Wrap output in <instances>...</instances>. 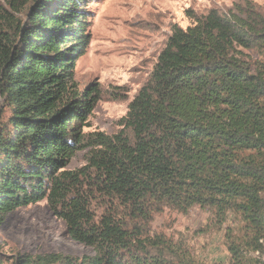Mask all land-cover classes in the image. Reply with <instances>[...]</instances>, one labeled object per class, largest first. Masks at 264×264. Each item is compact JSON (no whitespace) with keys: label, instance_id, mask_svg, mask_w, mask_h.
<instances>
[{"label":"trees","instance_id":"obj_1","mask_svg":"<svg viewBox=\"0 0 264 264\" xmlns=\"http://www.w3.org/2000/svg\"><path fill=\"white\" fill-rule=\"evenodd\" d=\"M86 19L85 0H0V225L44 199L93 249L12 264H203L143 231L163 207L192 206L238 214L255 238L248 264H264V62L245 52L264 57V8L245 0L173 25L112 135L83 132L101 94L74 78Z\"/></svg>","mask_w":264,"mask_h":264},{"label":"rangeland","instance_id":"obj_2","mask_svg":"<svg viewBox=\"0 0 264 264\" xmlns=\"http://www.w3.org/2000/svg\"><path fill=\"white\" fill-rule=\"evenodd\" d=\"M245 0H85L87 42L74 66L79 88L96 82L97 102L84 133L112 135L121 125L127 105L143 84L171 27L185 28L211 8L225 11ZM264 8V0H249ZM251 59L263 61L260 52L245 50ZM8 113V112H7ZM88 148L77 151L67 168L86 163ZM100 211V208H98ZM238 214L220 219L210 207L192 206L186 212L163 207L144 224L148 235H162L179 253L203 264H248L257 257L250 229ZM239 247L236 262L228 249ZM61 252L92 255L90 246L69 238L63 220L56 218L43 199L3 216L0 225V264H12L18 255Z\"/></svg>","mask_w":264,"mask_h":264}]
</instances>
